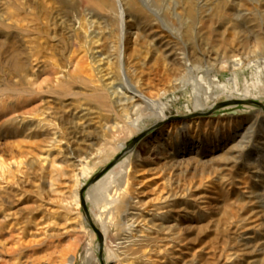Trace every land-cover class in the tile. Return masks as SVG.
<instances>
[{"label":"rangeland","instance_id":"374dc122","mask_svg":"<svg viewBox=\"0 0 264 264\" xmlns=\"http://www.w3.org/2000/svg\"><path fill=\"white\" fill-rule=\"evenodd\" d=\"M228 101L264 105V0H0V264H264V111Z\"/></svg>","mask_w":264,"mask_h":264},{"label":"water","instance_id":"95a60500","mask_svg":"<svg viewBox=\"0 0 264 264\" xmlns=\"http://www.w3.org/2000/svg\"><path fill=\"white\" fill-rule=\"evenodd\" d=\"M228 104H249V105H253V106H256L258 107L259 109H261L262 111H264V105L261 104V103H258V102H255V101H228V102H225V103H221L219 104L218 106H223V105H228ZM161 126V124H156L154 127L148 129L147 131H144L143 133H141L139 136L135 137L131 143H129L127 145V147L121 151V153L115 157V159L108 165L106 166L104 169H102L101 172H99L97 175H95L90 181H89V185H92L93 183H95L97 180H99L100 178H102L111 168H113L118 162L119 160L124 157L125 155L129 154L133 148L135 147V145L138 143V141L143 138L145 135L148 134V132H150L152 129H154L155 127H159ZM85 189H83L80 193L81 197H80V200H81V205H82V208H83V211H84V215H85V218L87 219V221L89 222V226L92 228V230L94 231V233L96 234L98 240H99V244H98V258L100 261H102L103 259V236L102 234L100 233V231H98L90 222L89 220V216H88V213H87V209H86V206H85V202H84V199H83V192H84Z\"/></svg>","mask_w":264,"mask_h":264},{"label":"bare ground","instance_id":"6f19581e","mask_svg":"<svg viewBox=\"0 0 264 264\" xmlns=\"http://www.w3.org/2000/svg\"><path fill=\"white\" fill-rule=\"evenodd\" d=\"M91 4V3H90ZM93 4V3H92ZM235 62V61H234ZM238 62V61H237ZM236 63V62H235ZM196 68V67H195ZM208 68H206V70H207ZM207 72V71H206ZM208 72H209V70H208ZM208 72H207V74H208ZM175 84V83H174ZM177 85H179V83H177ZM182 86V85H181ZM178 87V86H177ZM127 88L131 91V93H132V97L131 98H138V99H141L144 103H146V105L147 106H149L150 108H155L156 106H155V104L152 102V101H150V100H148V99H146L145 97H143V95H141L140 93H137L136 91H134V89L131 87V86H127ZM196 93V92H195ZM194 96V95H193ZM196 96V95H195ZM199 106V107H198ZM197 106V109H205V107L204 106H200V105H198ZM160 107V106H159ZM157 108V107H156ZM161 108V107H160ZM196 109V110H197ZM161 112V111H160ZM195 114H198V113H195ZM200 114V113H199ZM203 114V113H202ZM159 118L162 120H164V119H166L165 118V116L162 114V113H160L159 114ZM154 119V118H153ZM160 119H157L158 121H155V125L156 124H158L157 122H159V121H161ZM155 125H152L153 127L155 126ZM139 136V135H138ZM106 175L107 174H105L104 175V177H102V179L100 180L99 179V181L91 188V189H89L88 190V192H87V194H86V197H85V199H87V196L88 195H91V193L95 190V189H97V188H101L102 187V182H103V180L105 179V177H106ZM85 202V201H84ZM85 220L87 221V219L85 218ZM87 223H88V226H89V222L87 221Z\"/></svg>","mask_w":264,"mask_h":264}]
</instances>
